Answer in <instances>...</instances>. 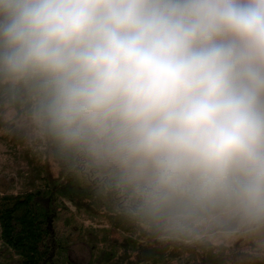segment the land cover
<instances>
[{"label":"clouds","instance_id":"1","mask_svg":"<svg viewBox=\"0 0 264 264\" xmlns=\"http://www.w3.org/2000/svg\"><path fill=\"white\" fill-rule=\"evenodd\" d=\"M0 85L138 221L264 228V0H0Z\"/></svg>","mask_w":264,"mask_h":264},{"label":"trees","instance_id":"2","mask_svg":"<svg viewBox=\"0 0 264 264\" xmlns=\"http://www.w3.org/2000/svg\"><path fill=\"white\" fill-rule=\"evenodd\" d=\"M31 103L26 89L0 85L3 139L19 142L22 133L1 116L10 109L15 120L28 117ZM42 143L24 152L22 192H0V264H264V228L228 246L142 223L128 214L127 193L112 174L50 138ZM84 216L103 226L85 227ZM77 240L89 251L81 263L69 257Z\"/></svg>","mask_w":264,"mask_h":264},{"label":"rangeland","instance_id":"3","mask_svg":"<svg viewBox=\"0 0 264 264\" xmlns=\"http://www.w3.org/2000/svg\"><path fill=\"white\" fill-rule=\"evenodd\" d=\"M14 111L7 109L1 116V120L12 121L18 131L21 132L22 137L19 142L15 140L9 142L7 139H3L6 135V130H0V192H9L13 194H20L21 189L25 181V177L29 172L26 165V159L24 152L35 151L40 149L43 145L42 135L38 134L28 117H21L17 120L13 118ZM41 141V143H40ZM85 227L101 228L103 224L96 220L90 219L86 216L80 220ZM254 231L238 227L235 224L227 225L222 228H213L206 231L195 232V238H204L211 241L215 245H232V243L239 242L249 243L254 237ZM76 244L71 246L69 251V257L76 262H83L88 257V248L84 243L77 240ZM255 242H259L255 239Z\"/></svg>","mask_w":264,"mask_h":264}]
</instances>
